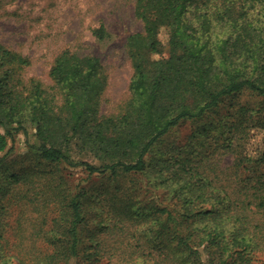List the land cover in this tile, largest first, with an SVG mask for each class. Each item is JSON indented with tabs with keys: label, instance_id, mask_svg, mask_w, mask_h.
Instances as JSON below:
<instances>
[{
	"label": "trees",
	"instance_id": "obj_1",
	"mask_svg": "<svg viewBox=\"0 0 264 264\" xmlns=\"http://www.w3.org/2000/svg\"><path fill=\"white\" fill-rule=\"evenodd\" d=\"M135 15L143 30L126 42L133 73L116 112L102 108L99 56L62 50L48 89L0 41V153L22 132L38 159L0 185V264H264V146L247 150L264 103L229 113L228 134L205 123L200 146L154 152L227 97L264 98V0H136Z\"/></svg>",
	"mask_w": 264,
	"mask_h": 264
},
{
	"label": "rangeland",
	"instance_id": "obj_2",
	"mask_svg": "<svg viewBox=\"0 0 264 264\" xmlns=\"http://www.w3.org/2000/svg\"><path fill=\"white\" fill-rule=\"evenodd\" d=\"M135 5L136 0H0V41L28 56L31 63L25 68V79L38 78L48 89L52 86L50 68L62 50L70 49L80 54L99 56L108 74L102 108L107 113L116 112L129 97V83L133 73L126 42L131 34L143 30V23L135 15ZM102 24L106 27L103 38L94 33ZM166 35V31L161 34L163 38ZM263 103L264 98L249 92L227 97L206 119L189 120L176 126L162 139L154 152L159 153L158 158H166L170 149L191 141L200 146L202 143L197 133L204 129L205 123L213 122L208 127L211 133H217L218 126L222 124L223 132L228 134V122L232 121L229 113L242 105H247L251 111L253 108L259 109ZM254 115L258 116L255 111ZM249 126L247 150L255 155L264 146V130L252 123ZM33 133L34 128L30 126L31 140ZM74 156L77 159L86 158V154L78 148H75ZM151 156L152 153L148 159ZM0 158H3L0 185L6 187L13 181L14 173H22L24 169L38 164L22 132L10 141L8 148L0 153ZM231 161V157H226L224 163ZM72 171L75 172V178L86 176L80 169ZM5 193V189L0 191L1 195ZM260 258L264 260V253Z\"/></svg>",
	"mask_w": 264,
	"mask_h": 264
}]
</instances>
